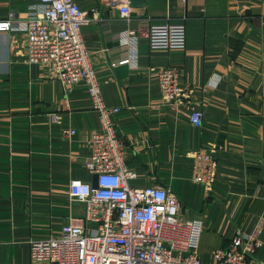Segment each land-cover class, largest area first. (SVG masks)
Here are the masks:
<instances>
[{"label":"crops","instance_id":"obj_1","mask_svg":"<svg viewBox=\"0 0 264 264\" xmlns=\"http://www.w3.org/2000/svg\"><path fill=\"white\" fill-rule=\"evenodd\" d=\"M74 1L91 18L81 33L103 100L119 108L112 119L135 173L127 184L165 187L181 218L202 220L200 264H217L213 251L236 229L257 237L255 258L264 264V0H144L129 16L119 1ZM38 2L0 0V20L10 11L24 18ZM166 22L184 24L183 48H149L147 27ZM127 29L135 32L130 45L121 42ZM131 47L135 65L119 63ZM162 66L182 70L184 105L162 99L150 69ZM189 106L201 112L198 126ZM99 125L84 82L66 91L26 62L23 31H0V264H54L32 262L29 242L84 215L68 185L92 183L85 161ZM210 144L221 148L207 192L191 180V153Z\"/></svg>","mask_w":264,"mask_h":264},{"label":"built area","instance_id":"obj_2","mask_svg":"<svg viewBox=\"0 0 264 264\" xmlns=\"http://www.w3.org/2000/svg\"><path fill=\"white\" fill-rule=\"evenodd\" d=\"M115 1L121 3V15L129 16V0L108 3ZM90 20L74 0H39L29 6L26 17L10 11L0 20V31H23L28 64L45 68L66 91L78 82L85 83L100 124L88 139L90 154L85 161V167L97 175L96 187L78 179L70 180L68 185L69 196L85 203L84 215L70 218L56 236L30 240V259L54 264H200L202 220L181 218L178 197L165 187L127 184L135 173L126 168V146L112 119L119 108L105 104L101 82L81 33V27ZM122 37L123 44H133L135 32L127 29ZM147 40L151 49L183 48L185 26L149 24ZM119 63L135 65V48L131 47L130 54ZM150 69L156 72L162 99L171 105H184L182 70L174 66ZM189 111L190 122L198 126L200 110L189 106ZM74 133V129L63 130L66 136ZM220 148L210 144L191 153V180L207 192L212 190L216 177V153ZM259 246L254 234L236 229L229 243L216 248L213 256L217 264H262L255 258Z\"/></svg>","mask_w":264,"mask_h":264},{"label":"water","instance_id":"obj_3","mask_svg":"<svg viewBox=\"0 0 264 264\" xmlns=\"http://www.w3.org/2000/svg\"><path fill=\"white\" fill-rule=\"evenodd\" d=\"M144 3H145L144 0H129L130 6H142L144 5ZM96 178H97V175L93 174L92 183H91L92 187H96L97 185Z\"/></svg>","mask_w":264,"mask_h":264}]
</instances>
